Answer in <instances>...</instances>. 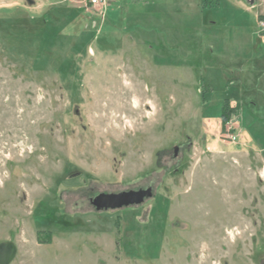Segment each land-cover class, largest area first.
<instances>
[{"label": "rangeland", "instance_id": "374dc122", "mask_svg": "<svg viewBox=\"0 0 264 264\" xmlns=\"http://www.w3.org/2000/svg\"><path fill=\"white\" fill-rule=\"evenodd\" d=\"M262 17L264 0H0L10 264H264V90L228 84L250 87L233 63L264 56Z\"/></svg>", "mask_w": 264, "mask_h": 264}, {"label": "water", "instance_id": "95a60500", "mask_svg": "<svg viewBox=\"0 0 264 264\" xmlns=\"http://www.w3.org/2000/svg\"><path fill=\"white\" fill-rule=\"evenodd\" d=\"M152 196V191H128L119 194H101L93 200L97 209H116L131 205H140ZM17 253L13 243L0 244V264H10Z\"/></svg>", "mask_w": 264, "mask_h": 264}, {"label": "crops", "instance_id": "0c3cea01", "mask_svg": "<svg viewBox=\"0 0 264 264\" xmlns=\"http://www.w3.org/2000/svg\"><path fill=\"white\" fill-rule=\"evenodd\" d=\"M254 48H257V50H260L259 48H261V46L259 45H255ZM253 48V49H254ZM240 62H238L237 64L233 63V65L241 68V67H244L243 65L241 64H248L250 63V68L254 69L252 72H253V77L251 78V85L250 87H247L245 85V83H243L242 81H235L233 78L231 80H229L228 84L230 87H234V88H237V90L240 92V93H247L246 91L249 90L250 93L252 95H256L258 94V92L260 91V94L263 93L262 91L264 90V56H262L261 58H255V59H252L250 60L251 62L249 61H244V60H239ZM244 61V62H242ZM224 62H227L226 64L228 66H232L231 63H228V62H231V61H228L227 59L224 60ZM236 74V73H235ZM235 74H233L235 76ZM237 75V74H236ZM236 78H239V77H236ZM228 101L230 103L231 100L228 99Z\"/></svg>", "mask_w": 264, "mask_h": 264}, {"label": "built area", "instance_id": "2783aa9c", "mask_svg": "<svg viewBox=\"0 0 264 264\" xmlns=\"http://www.w3.org/2000/svg\"><path fill=\"white\" fill-rule=\"evenodd\" d=\"M91 6H98L101 4L103 0H86ZM260 28H261V33L264 34V19L260 20L259 22Z\"/></svg>", "mask_w": 264, "mask_h": 264}, {"label": "trees", "instance_id": "16d2710c", "mask_svg": "<svg viewBox=\"0 0 264 264\" xmlns=\"http://www.w3.org/2000/svg\"><path fill=\"white\" fill-rule=\"evenodd\" d=\"M262 19H264V17H262ZM225 112V111H224ZM224 114V113H223ZM226 115H222V118H223V120L226 122Z\"/></svg>", "mask_w": 264, "mask_h": 264}, {"label": "flooded vegetation", "instance_id": "af4514ba", "mask_svg": "<svg viewBox=\"0 0 264 264\" xmlns=\"http://www.w3.org/2000/svg\"><path fill=\"white\" fill-rule=\"evenodd\" d=\"M144 190H149V188L148 189H139V190H137V191H144ZM145 201V200H144Z\"/></svg>", "mask_w": 264, "mask_h": 264}]
</instances>
